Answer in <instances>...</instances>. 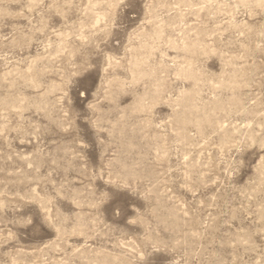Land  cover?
Wrapping results in <instances>:
<instances>
[{"label":"rangeland","instance_id":"rangeland-1","mask_svg":"<svg viewBox=\"0 0 264 264\" xmlns=\"http://www.w3.org/2000/svg\"><path fill=\"white\" fill-rule=\"evenodd\" d=\"M0 264H264V0H0Z\"/></svg>","mask_w":264,"mask_h":264}]
</instances>
